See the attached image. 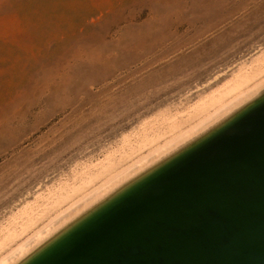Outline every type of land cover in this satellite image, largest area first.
Returning a JSON list of instances; mask_svg holds the SVG:
<instances>
[{
  "label": "rangeland",
  "instance_id": "obj_1",
  "mask_svg": "<svg viewBox=\"0 0 264 264\" xmlns=\"http://www.w3.org/2000/svg\"><path fill=\"white\" fill-rule=\"evenodd\" d=\"M262 51L264 0H0V234Z\"/></svg>",
  "mask_w": 264,
  "mask_h": 264
},
{
  "label": "water",
  "instance_id": "obj_2",
  "mask_svg": "<svg viewBox=\"0 0 264 264\" xmlns=\"http://www.w3.org/2000/svg\"><path fill=\"white\" fill-rule=\"evenodd\" d=\"M12 264H264V87Z\"/></svg>",
  "mask_w": 264,
  "mask_h": 264
},
{
  "label": "bare ground",
  "instance_id": "obj_3",
  "mask_svg": "<svg viewBox=\"0 0 264 264\" xmlns=\"http://www.w3.org/2000/svg\"><path fill=\"white\" fill-rule=\"evenodd\" d=\"M263 87L264 51L256 53L248 65L240 66L184 113L167 115L161 121L153 118L144 122L134 142H129L126 148L116 153H108L83 171L76 181L59 187L40 208L34 209L30 203L26 204L20 210L18 223L10 224L0 234V264L14 263L71 217L207 128ZM51 209L53 212L49 213Z\"/></svg>",
  "mask_w": 264,
  "mask_h": 264
}]
</instances>
